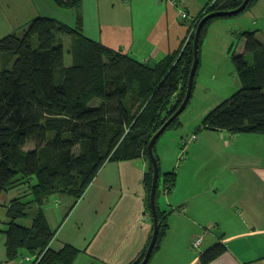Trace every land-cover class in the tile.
I'll return each mask as SVG.
<instances>
[{
    "label": "trees",
    "instance_id": "16d2710c",
    "mask_svg": "<svg viewBox=\"0 0 264 264\" xmlns=\"http://www.w3.org/2000/svg\"><path fill=\"white\" fill-rule=\"evenodd\" d=\"M53 1L76 11L74 26L38 16L21 35L13 32L0 38V194L24 188L22 195L9 202V221L1 231L6 235L7 259L33 256L29 264H73L76 248H50L54 232L43 208L52 196H67L75 203L106 161L146 160L143 184L152 217L153 164L148 143L185 97L196 26L202 16L234 9L243 2L210 0L192 22L181 51L149 63L84 35L82 0ZM256 1L249 0L247 7ZM225 17L229 16L210 18L203 24L199 46L206 26ZM60 34L71 37L68 46ZM237 36L242 44L238 49L232 45L230 51L240 86L205 112L198 126L233 134H264V41L248 29ZM95 99L100 103L93 104ZM182 113L167 128L179 126ZM28 144L32 147L24 149ZM175 182V171L161 172L159 166L156 202L158 194L170 191ZM157 213L159 233L153 251L168 226V212L158 203ZM28 218L29 225L19 222ZM225 250L224 243H215L199 255L198 264H208ZM141 260L142 256L130 264Z\"/></svg>",
    "mask_w": 264,
    "mask_h": 264
},
{
    "label": "crops",
    "instance_id": "0c3cea01",
    "mask_svg": "<svg viewBox=\"0 0 264 264\" xmlns=\"http://www.w3.org/2000/svg\"><path fill=\"white\" fill-rule=\"evenodd\" d=\"M209 1L82 0L83 33L140 61L154 63L181 51L192 22ZM94 6L97 31L88 32L86 23ZM251 8V14H264L260 0ZM66 10L38 12L22 28L38 16L74 26L76 11ZM180 10L187 12L186 18ZM237 27L235 35L246 29L255 31ZM191 115L182 117L180 125L190 123ZM202 129L205 131L192 142L190 132L181 133V152L170 143L157 150L161 172L175 171L176 182L170 191H161L157 200L159 208L168 212V226L147 264H198L199 255L217 242L224 243L226 250L208 264H264V134ZM145 168L143 157L106 161L75 203L70 197L64 203L57 198L54 204L46 202L43 212L54 232L50 248H76L73 264H130L137 260L153 230L146 208ZM23 189L1 193L0 207L7 209ZM8 221L0 218V264H25L29 255L7 259L6 235L1 229ZM28 221L30 224L31 219ZM197 235L202 240L193 249L191 243Z\"/></svg>",
    "mask_w": 264,
    "mask_h": 264
},
{
    "label": "rangeland",
    "instance_id": "374dc122",
    "mask_svg": "<svg viewBox=\"0 0 264 264\" xmlns=\"http://www.w3.org/2000/svg\"><path fill=\"white\" fill-rule=\"evenodd\" d=\"M260 1L261 3L264 2V0ZM251 9V7H247L238 14L225 18H217L206 26L199 46L200 62L194 78V87L189 103L180 115V119H182V117L192 114L191 119L188 120L190 123L183 124L182 122V125L171 126L164 130L155 142V153L160 148H163L166 143L177 147V150L181 152L180 145L178 144L181 133L183 132V136H185L190 132L191 137L193 135L197 136V134L200 135L205 131L198 126L205 114L204 112H207L238 90L240 83L235 74L231 51L227 47L233 43V46L238 49L242 44L243 39L238 38L234 34L235 30H239L237 26H246V28L248 26V28L254 29L258 33V39L264 41V14L261 16L251 14ZM57 11L67 10L57 6L53 0H0V37L12 32L21 35L22 26L38 12L54 14ZM86 26L88 32L97 31V11L95 6L90 11ZM230 27L235 28L232 30ZM60 36L64 39L65 47L68 46L71 37L67 34H60ZM36 43L37 39L35 38L34 44ZM66 62H70L68 54ZM92 103L95 105L99 104L100 100L95 99ZM191 137L189 138L190 142L193 141L190 140ZM31 147L32 144H28L24 149L27 150ZM160 193L158 194V198L161 195ZM56 198L61 199V203H64L67 196H52L48 200V203L54 204ZM0 218H7L5 207H0ZM28 220L30 218L20 219L19 222L29 224ZM29 263V260L25 261V264Z\"/></svg>",
    "mask_w": 264,
    "mask_h": 264
},
{
    "label": "water",
    "instance_id": "95a60500",
    "mask_svg": "<svg viewBox=\"0 0 264 264\" xmlns=\"http://www.w3.org/2000/svg\"><path fill=\"white\" fill-rule=\"evenodd\" d=\"M248 2L249 0H243V2L238 7L231 9V10L212 11L202 16L196 26L195 33H194V39H193L194 60H193V63L190 69L188 86H187L185 97L182 103L180 104V106L177 108V110L165 121L162 127L154 133V135L151 137L148 143V153H149V156L153 164V179H152V185H151V190H150V195H149V203H150L151 210H152L153 230H152V235H151L149 244L144 254L140 255L137 258L138 260L142 256V260L137 264H147L148 263L152 255L154 246L158 238V233H159V218H158V213H157V202H156V191H157V184H158V178H159V163H158L153 147H154L156 140L161 135V133L168 127V125L172 122V120H174V118L178 116L185 109L191 97L194 76H195L198 63H199V38H200L202 26L210 18L219 17V16H231V15L240 13L241 11L245 10V8L248 5Z\"/></svg>",
    "mask_w": 264,
    "mask_h": 264
},
{
    "label": "built area",
    "instance_id": "2783aa9c",
    "mask_svg": "<svg viewBox=\"0 0 264 264\" xmlns=\"http://www.w3.org/2000/svg\"><path fill=\"white\" fill-rule=\"evenodd\" d=\"M180 14H181V17H183V18H186V17H187V13H186L185 11H183V10H180ZM191 138H192V140L196 139V135H193ZM201 240H202V236H197V237H195V238L192 240L191 245H192L193 249L198 248V246H199L200 243H201ZM26 259L29 260V261H31V260H34V257H33V256H30V257L27 256ZM39 259H40V256H39V258L37 259V261H38Z\"/></svg>",
    "mask_w": 264,
    "mask_h": 264
},
{
    "label": "bare ground",
    "instance_id": "6f19581e",
    "mask_svg": "<svg viewBox=\"0 0 264 264\" xmlns=\"http://www.w3.org/2000/svg\"><path fill=\"white\" fill-rule=\"evenodd\" d=\"M181 9V8H180ZM184 11V10H183ZM187 13V12H186ZM85 35V34H84Z\"/></svg>",
    "mask_w": 264,
    "mask_h": 264
}]
</instances>
